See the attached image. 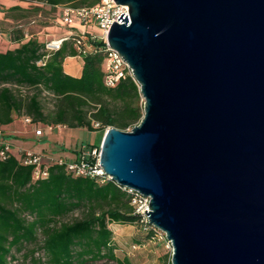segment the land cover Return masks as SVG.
<instances>
[{
    "label": "water",
    "instance_id": "obj_1",
    "mask_svg": "<svg viewBox=\"0 0 264 264\" xmlns=\"http://www.w3.org/2000/svg\"><path fill=\"white\" fill-rule=\"evenodd\" d=\"M115 2L143 113L104 131L100 166L150 198L171 264H264V0Z\"/></svg>",
    "mask_w": 264,
    "mask_h": 264
},
{
    "label": "trees",
    "instance_id": "obj_2",
    "mask_svg": "<svg viewBox=\"0 0 264 264\" xmlns=\"http://www.w3.org/2000/svg\"><path fill=\"white\" fill-rule=\"evenodd\" d=\"M19 1L33 5H11L4 16L20 21L38 13L42 5L81 7L100 0ZM9 34L18 45L0 50V125L12 122L14 114L27 115L35 123L101 132L108 127L129 130L140 121L143 102L137 84L130 77L113 87L103 83V51L80 55L81 73L72 76L63 70L66 56L79 55L71 38L47 52L45 41L25 36L22 24L11 27ZM43 92L53 97L48 110L41 100ZM93 147L99 145L86 143L76 158L84 155L94 161ZM33 172V165L20 163L12 153L0 159V264H10L12 250L21 251L29 244L34 246L25 256L31 255L33 264H86L102 259L131 264L126 256L119 259L114 253L111 222L136 224L146 239L152 238L153 227L140 221L131 196L112 179L75 176L56 162L47 166L45 177L34 178ZM74 212L78 216L63 220ZM36 250L45 258L33 257Z\"/></svg>",
    "mask_w": 264,
    "mask_h": 264
},
{
    "label": "rangeland",
    "instance_id": "obj_3",
    "mask_svg": "<svg viewBox=\"0 0 264 264\" xmlns=\"http://www.w3.org/2000/svg\"><path fill=\"white\" fill-rule=\"evenodd\" d=\"M13 3L27 8L33 5L29 2L19 0H0V36L2 37L16 24H22L25 36H33L40 41H46L48 38L52 37H59L68 29L61 21L60 7L51 9L48 5H42L38 13H31L29 17L20 21H13L9 17L4 16L5 9L11 5H15ZM74 26H80L77 20ZM88 28L97 36H101L102 30L97 25H89ZM7 44L8 45L2 46V48L7 49L8 47L18 45L17 42L13 41H8ZM41 100L45 110L52 107L53 97L51 95L43 92ZM25 117H27V115L17 116L14 114V125L16 130L8 137L7 142L12 143L16 148L20 147L24 150H33L41 153L43 157L42 161L45 165L57 159L67 160V158L72 157L75 159L74 156L76 153L79 152L86 143H97L99 148L93 147V149L96 154L99 153L104 132L89 131L82 127L59 125L52 129V131L45 130L43 126L44 132L41 136H38L35 133V128L39 126L32 124L33 122H25ZM131 127H129V129H131ZM3 131L4 130L0 127V137L5 140L3 138ZM87 150L88 149L85 148V151ZM75 216H78L77 212L64 217L63 220H69ZM108 227L112 231V241L115 244L114 253L119 259L126 256L131 264H164L170 261L171 249L166 246V243L162 240L146 239L145 234L139 229L138 225L111 222L108 224ZM33 246L34 245L31 244L25 245L21 251L13 249L12 253L14 258L10 259V264H33L32 256H25V253ZM33 257L45 258L43 252L40 250H36L33 253ZM86 264L116 263L111 260L102 259L87 262Z\"/></svg>",
    "mask_w": 264,
    "mask_h": 264
},
{
    "label": "built area",
    "instance_id": "obj_4",
    "mask_svg": "<svg viewBox=\"0 0 264 264\" xmlns=\"http://www.w3.org/2000/svg\"><path fill=\"white\" fill-rule=\"evenodd\" d=\"M60 9L61 21L68 27V29L59 37L48 38L45 41V49L47 52L59 49L64 40L71 38L74 41V45L79 55L93 53L100 50L104 52L102 73L103 83L106 86L113 87L119 82V80L126 77H130L138 86L131 67L126 60L122 58L121 54L109 45L107 40L108 32L113 22H119L117 18L120 13H124L127 16L129 15L128 5L116 3L115 0H100L92 6L72 7L69 5H63L60 6ZM76 20L78 21V24H80L79 27L74 26ZM89 25H97L102 30L101 36H97L89 30ZM47 56L48 54H46L44 58ZM38 63L42 64L43 60ZM141 101L143 102L142 96ZM24 121L27 123L33 122L28 116L24 118ZM32 124L38 126L35 122ZM53 128H55V125L52 124L45 126V129L47 130H52ZM43 132V126L35 128V133L38 136H41ZM8 153H12L10 144L0 137V159H4ZM91 156L94 158V161H88L85 159L84 155H81V157L73 160L57 159L54 162L64 164L66 171L75 176L89 175L97 178L99 181H104L105 178H110L99 164V153L96 154L93 149L91 151ZM16 157L20 163L31 164L34 166V178L45 177L47 175V166L49 164L45 165L43 163L41 153L30 150H21ZM120 187L123 190H126L131 196L130 204L132 205L134 212L140 215V221L150 224L148 222V216L144 212V210H146V212L149 211L150 198L132 188L125 186ZM151 226L154 229V234L151 239L164 241L166 246L169 247L172 252L171 241L166 238L165 233L153 225Z\"/></svg>",
    "mask_w": 264,
    "mask_h": 264
},
{
    "label": "crops",
    "instance_id": "obj_5",
    "mask_svg": "<svg viewBox=\"0 0 264 264\" xmlns=\"http://www.w3.org/2000/svg\"><path fill=\"white\" fill-rule=\"evenodd\" d=\"M15 2H17V1H15ZM13 4H15V3H13ZM8 41L9 42H12V40L10 38L9 32L8 33H5L3 35V37L0 36V50H5V49L2 48V46L8 45L7 44ZM14 47H16V46H14ZM14 47H8V48H14ZM81 68H82V57L80 55L66 56L64 58V61H63V70H64L65 73H67L69 75H72V76H79L80 73H81ZM37 125L38 126H44L45 127L46 125H49V124L37 123ZM52 125H55V124H52ZM59 125H61V124H56L55 127L56 126H59ZM63 126H65V125H63ZM0 127H1L2 130H4L3 131V138L6 141H8V137L10 135H12L15 132V130H16V127L14 125V118H13V121L12 122H10L8 124L0 125ZM48 131H52V130H48ZM98 132H101V131H98ZM9 144H10V147H11L12 154L15 155V156L18 155V153L21 150H24V149H22L20 147H18V148L14 147V145L12 143H9ZM30 151H33V150H30ZM33 152H37V151H33ZM43 154H45V153H43ZM78 154L79 153L77 152L76 155L74 156V158H76L78 156ZM67 160H73V157L72 158H67Z\"/></svg>",
    "mask_w": 264,
    "mask_h": 264
}]
</instances>
